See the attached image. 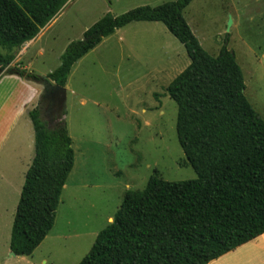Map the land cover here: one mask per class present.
Returning <instances> with one entry per match:
<instances>
[{"label": "trees", "instance_id": "trees-1", "mask_svg": "<svg viewBox=\"0 0 264 264\" xmlns=\"http://www.w3.org/2000/svg\"><path fill=\"white\" fill-rule=\"evenodd\" d=\"M69 1L0 0V78L41 79L9 68L14 51L32 41ZM192 1L106 14L81 41L66 47L58 67L46 76L65 87L76 62L104 38L138 22L161 23L189 59L165 91L176 105V138L196 179L167 182L155 173L142 191H127L112 222L78 264H208L264 234V121L245 98L234 54L224 45L210 56L193 35L183 17ZM27 115L34 133L33 159L9 245L20 257L31 256L53 228L74 166L64 121L49 129L40 107Z\"/></svg>", "mask_w": 264, "mask_h": 264}, {"label": "rangeland", "instance_id": "rangeland-1", "mask_svg": "<svg viewBox=\"0 0 264 264\" xmlns=\"http://www.w3.org/2000/svg\"><path fill=\"white\" fill-rule=\"evenodd\" d=\"M174 1L70 0L37 41L43 54L33 59L30 73L46 77L53 72L66 47L81 41L106 14L115 17ZM183 17L210 56H217L224 45L234 54L245 98L264 121V0H194ZM170 59L174 71L160 78ZM188 64L183 46L161 23L121 28L75 63L65 86L63 118L48 122L43 117L50 128L64 121L74 169L66 181L68 189L61 193L53 228L31 257L16 264H78L127 191H142L155 173L167 182L196 179L176 138V105L165 91ZM3 187L0 230L8 232L16 197L9 185L8 191ZM253 247V242L245 244L229 264H248ZM8 250L6 245L0 251Z\"/></svg>", "mask_w": 264, "mask_h": 264}, {"label": "crops", "instance_id": "crops-1", "mask_svg": "<svg viewBox=\"0 0 264 264\" xmlns=\"http://www.w3.org/2000/svg\"><path fill=\"white\" fill-rule=\"evenodd\" d=\"M60 14H62V12H60L56 17H58ZM138 23L148 24L155 22ZM48 25L43 28L32 41L24 44L19 49L17 55H15L11 67L9 66L10 69L18 67L19 71H25L30 73L33 59L37 58L38 56H42L43 54V51L40 49V47H36V43L43 36L44 32L47 30L46 28L48 27ZM169 64L170 67H167V65ZM167 65L162 68L164 70H167L160 72V75L158 72H156V75H159L160 78L164 76L166 77V75H168V72L173 70L174 63L171 62L170 59L168 60ZM185 68H183V70ZM183 70L178 71L179 73H181ZM163 73H165V75L161 76ZM42 91L43 89L35 83L23 80L15 75L2 76L0 78V185H4L3 189L6 188V191H8L6 185H9V191L12 190V192H14L13 194L11 193L12 196L16 197V202H13L12 209L10 210H14V214L9 225L10 229L8 227V232H2V230H0V250H2L6 245H8V247L10 245L11 228L16 212V207L26 178V174L32 164L33 159L34 133L32 123L27 115V112L34 110L36 107H39L37 105L41 98ZM12 185H14L13 189ZM15 185H17V188H15ZM68 186L69 185H66L65 183L62 191L67 190ZM112 220V216L106 217L105 225L108 226L112 222ZM251 242H253L254 247L249 251L250 254L248 256V260L250 262L248 264H264V234L248 242L247 244H250ZM243 246L208 264H229L230 261L233 259H230V257L233 256V254H235L237 250H241ZM7 252L9 255L7 254ZM7 252L5 253L0 251V264H16V262H24L29 257H31L14 256L10 252V249Z\"/></svg>", "mask_w": 264, "mask_h": 264}, {"label": "water", "instance_id": "water-1", "mask_svg": "<svg viewBox=\"0 0 264 264\" xmlns=\"http://www.w3.org/2000/svg\"><path fill=\"white\" fill-rule=\"evenodd\" d=\"M230 22L231 21H229L228 25H230ZM33 83L43 89L39 107L41 109V107L44 106L45 110L53 114L52 116H49V121H52L53 117H56L57 119L63 118L66 100L65 87L56 85L48 80L47 77H41V79ZM48 128L50 129L49 125Z\"/></svg>", "mask_w": 264, "mask_h": 264}, {"label": "flooded vegetation", "instance_id": "flooded-vegetation-1", "mask_svg": "<svg viewBox=\"0 0 264 264\" xmlns=\"http://www.w3.org/2000/svg\"><path fill=\"white\" fill-rule=\"evenodd\" d=\"M42 105V104H41ZM41 111H42V115H43V117H46L47 118V121L49 122V116L51 115H53L52 113H49L47 110H45V107L44 106H42L41 107Z\"/></svg>", "mask_w": 264, "mask_h": 264}]
</instances>
